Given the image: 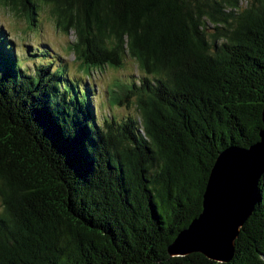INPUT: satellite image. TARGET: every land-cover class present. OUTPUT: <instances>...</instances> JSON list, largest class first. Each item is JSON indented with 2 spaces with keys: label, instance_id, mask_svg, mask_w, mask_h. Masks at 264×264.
Masks as SVG:
<instances>
[{
  "label": "trees",
  "instance_id": "16d2710c",
  "mask_svg": "<svg viewBox=\"0 0 264 264\" xmlns=\"http://www.w3.org/2000/svg\"><path fill=\"white\" fill-rule=\"evenodd\" d=\"M0 4L29 27L49 6L88 82L125 57L142 74L111 103L137 114L98 121L91 88L64 66L28 73L0 32V264H264V174L229 262L167 253L217 155L259 140L264 0Z\"/></svg>",
  "mask_w": 264,
  "mask_h": 264
},
{
  "label": "water",
  "instance_id": "95a60500",
  "mask_svg": "<svg viewBox=\"0 0 264 264\" xmlns=\"http://www.w3.org/2000/svg\"><path fill=\"white\" fill-rule=\"evenodd\" d=\"M259 140L248 148L229 146L216 157L202 194L201 211L167 246L170 257L202 254L229 262L240 229L260 201L264 174V108Z\"/></svg>",
  "mask_w": 264,
  "mask_h": 264
},
{
  "label": "rangeland",
  "instance_id": "374dc122",
  "mask_svg": "<svg viewBox=\"0 0 264 264\" xmlns=\"http://www.w3.org/2000/svg\"><path fill=\"white\" fill-rule=\"evenodd\" d=\"M252 0H239L242 9ZM33 27H29L23 15L11 11L0 4V32L5 33L6 39L11 42V48L16 60L22 61L28 73H33L35 66L51 63V67L64 66L65 78L77 81L91 88V103L94 105L96 119L99 121H121L137 114L133 97L122 105L111 104L114 93L122 96V89L128 85L137 84L142 77L136 63L125 57L122 66L112 68L105 66L100 71H93L86 80L80 67V61L75 60L69 50L75 42V34H64L55 24L54 16L49 6L42 5ZM212 26L208 24L207 33L212 34ZM87 81V82H86ZM126 104H129L126 106ZM1 211V204H0Z\"/></svg>",
  "mask_w": 264,
  "mask_h": 264
}]
</instances>
